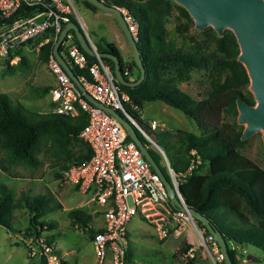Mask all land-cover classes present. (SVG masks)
<instances>
[{"label":"trees","instance_id":"1","mask_svg":"<svg viewBox=\"0 0 264 264\" xmlns=\"http://www.w3.org/2000/svg\"><path fill=\"white\" fill-rule=\"evenodd\" d=\"M72 1L84 9L98 10L85 0ZM102 1L109 6L125 9L137 22L135 42L144 77L134 87L119 85L120 88L140 109L145 101H162L181 112L196 128L197 133L177 130L175 136L173 134L178 145L177 152L164 153L174 171L187 167L188 150L194 149L198 155L197 168L179 185L186 206L206 217L210 226L221 234L232 264L239 263L233 256L230 243L240 247L250 245L264 251V170L239 151L243 142L239 140L241 126L235 122L234 99L241 96L252 103V97L250 93L244 95L241 92L246 88L248 79L242 65L236 61L238 48L232 33L224 30L219 38L210 27H206L213 34V47L209 49L190 40L188 32L192 21L182 7L170 0ZM43 10L45 7L40 4L27 5L21 2L9 16L0 17V28ZM173 12L175 21L173 34H170L165 24ZM67 21L76 23L71 14L67 15ZM67 33L81 49L73 32L69 30ZM175 36L181 40L179 43ZM30 42L40 43L39 56L45 62L55 40L52 30L47 29L26 43ZM94 46L96 51L110 52L117 56L121 72L124 68L128 71V75L124 76L126 80L133 68L139 73L132 60L125 62L121 59L112 43L103 40L102 44ZM58 52H61V46L58 47ZM84 55L88 63L95 60L86 53ZM13 56H17L18 61L14 65H8V60ZM101 60L112 71V62L106 58ZM24 65L25 59L19 52V47L9 51L5 58L8 72L23 68ZM70 67L76 76L89 79L85 69L71 64ZM194 70L207 73L208 86L200 99L191 97L177 87V83L187 80L189 73ZM137 77L138 74L132 81ZM53 85L46 84L38 92L47 93ZM86 122L87 116L80 110L73 116L56 114L52 112V108L46 112L29 111L20 102L11 101L5 93L0 92V148L5 152V162L10 165L22 163L30 167L36 166L37 154L43 147L57 166L53 175L61 181L64 169L89 158V148L78 137ZM149 153L158 164L160 155L151 151ZM0 166L4 168L3 165ZM20 207H24L27 212V223L22 230L12 226L13 212ZM59 207L58 203L50 205L43 194H21L15 198L11 189L0 182V226L8 231L19 232L24 238L38 236L44 229H50L52 225L41 217ZM68 215L73 218V224L83 226V217H90L80 208L70 209ZM196 224L207 233L199 222L196 221ZM93 232L94 230L90 231L89 237ZM50 238L51 236L45 237L48 243H51ZM190 246L185 241L180 243L179 253L183 255ZM124 261L125 264L130 261V252L126 247ZM192 261L190 258L187 263ZM38 264L45 263L40 260Z\"/></svg>","mask_w":264,"mask_h":264},{"label":"built area","instance_id":"2","mask_svg":"<svg viewBox=\"0 0 264 264\" xmlns=\"http://www.w3.org/2000/svg\"><path fill=\"white\" fill-rule=\"evenodd\" d=\"M21 2L27 5L40 4L45 10L16 19L0 28V59L7 58L9 51L23 46L47 29L52 30L53 39L56 40L62 24L68 22L67 15H73L81 26L72 0H0V17L9 16ZM118 9L128 31L136 40V20L125 9ZM60 46L59 54L67 63L69 61V65L87 71L89 79L77 76L84 91L100 104L116 112L128 122L137 135L139 133L145 137L159 152L164 169L162 173L181 206L176 208L169 204L159 176L128 137L124 126L116 117L84 99L52 53L49 54L46 65L55 81L48 90L52 112L73 116L80 110L87 116V122L80 129L78 137L89 148V158L64 169L61 172V182L74 186L78 193L86 196L88 204L100 208L102 225L95 229L90 237L94 255L92 264H104L105 260H108L109 264H125L126 226L133 216L149 223L159 240L169 234L178 238L190 228L196 246L205 248L213 264H224L216 242L209 233L203 232L197 226L179 191V185L185 177L197 168L196 151L188 150L187 167L174 171L161 148L147 135L163 124L154 119L148 120L145 125L142 124L138 120L141 109L132 103L128 94L120 88L108 65L99 57H94L95 60L88 63L84 52L77 47L70 34L64 36ZM121 74L123 77L128 75L127 69L124 68ZM143 143L148 150L144 141ZM23 245L29 258L42 260L45 264H62L60 256L42 233L25 238ZM196 246L191 245L184 255L192 256ZM230 249L238 263L246 262V249L234 243H230Z\"/></svg>","mask_w":264,"mask_h":264},{"label":"rangeland","instance_id":"3","mask_svg":"<svg viewBox=\"0 0 264 264\" xmlns=\"http://www.w3.org/2000/svg\"><path fill=\"white\" fill-rule=\"evenodd\" d=\"M73 2V1H72ZM74 8L80 20L88 27L95 28V34L90 33L91 40L96 44H102L103 40L112 43L123 61L132 60L130 46L119 27L112 26L109 22L115 20L110 12L97 10L95 15L86 13L81 7ZM174 15L169 16L165 26L173 34ZM92 24H90V23ZM192 42H199L209 49H212V31L206 28L203 32H198L192 27L188 32ZM203 34V36H202ZM204 35H206L204 37ZM179 43L181 40L175 36ZM40 43L30 42L19 47V52L25 59L23 68H17L8 72L5 67V59H0V92L5 93L11 101L20 102L27 110L36 112L50 111L52 104L49 101V94H40L38 90L46 84H51L53 78L47 68L46 61L43 62L39 56ZM13 58V57H12ZM11 58V59H12ZM13 58L8 60V65H14L18 60ZM138 73L132 69L128 80H132ZM208 86L207 73L204 71H191L189 78L177 83V87L191 97L200 99L204 96ZM241 92L247 95L246 88ZM138 120L146 124L148 120L154 119L163 124L150 133H147L155 143L161 148L163 154H174L177 152V143L174 140L177 130L197 133L194 124L188 120L181 112L166 105L162 101H145L142 103ZM148 147V150L158 155V151L138 133ZM239 151L248 157L257 166L264 170V149L260 146L258 133L251 138L243 140ZM37 154L38 163L34 167L25 164H8L5 162V152L0 148V182H4L12 191L13 197L17 198L21 194L37 195L43 194L48 198L49 204L58 203L59 208L53 209L41 217L45 222L52 225L50 229L43 230L45 237L51 236L54 248H57L67 264H72L74 260L78 264H89L93 258V248L90 242V231L102 225V218L96 205L90 204L95 210L90 215V221H86L85 229L73 227L70 223L72 217L68 215L70 209L80 208L86 196L76 193L71 185H64L58 180L53 172L57 169L52 156L44 151ZM165 155V154H164ZM157 164V163H156ZM159 168H162L161 159L158 160ZM204 171V170H203ZM87 199V198H86ZM63 208V209H61ZM12 226L22 230L27 223V212L24 207L14 210ZM57 222V225L55 224ZM88 228V229H87ZM126 233V245L129 249L130 261L126 264H188L187 260L192 258L190 264H213L203 246H196L192 232L187 231V240L195 244V251L192 256L182 255L178 248L185 239L180 236L174 238L171 234L159 240L154 234L153 227L137 216H133L128 222ZM22 237V238H21ZM24 237L18 232L8 231L0 226V264H37L38 259L29 258L23 245ZM186 242V241H185ZM245 249L248 256L245 263L239 264H264V251L250 245ZM104 264H109L105 260Z\"/></svg>","mask_w":264,"mask_h":264},{"label":"water","instance_id":"4","mask_svg":"<svg viewBox=\"0 0 264 264\" xmlns=\"http://www.w3.org/2000/svg\"><path fill=\"white\" fill-rule=\"evenodd\" d=\"M85 1L101 11L112 13L118 27L130 46L132 61L139 72L138 77L133 81L126 80L121 74L117 56L110 52L96 51L78 22H66L61 27L52 45L51 53L82 97L92 105L116 117L124 126L128 137L135 143L151 169L159 176L167 193L169 204L173 207L181 208L170 183L167 181L161 169L153 160L149 151L144 146L143 141L138 137L134 129L116 112L100 104L84 91L70 65L58 52V47L62 39L67 32L71 30L76 42L84 53L92 57L106 58L112 62L113 76L120 85L134 87L142 81L144 69L139 57L136 42L128 31L119 9L115 6L105 4L102 0ZM170 1L182 7L187 12L192 21V28L194 30L203 31L206 27H210L219 38L222 37L224 30H229L232 33L238 48L236 61L242 65L245 71L248 79L247 90L253 99L252 104H248L241 96H236L234 99L236 109L235 122L237 125L242 126L239 140L243 141L258 132L264 149V0ZM148 137L152 140L150 136ZM187 210L191 217L199 222L206 232L212 236L217 244L219 252L223 256L224 264H232L227 254L225 240L221 234L210 226L206 217L191 208Z\"/></svg>","mask_w":264,"mask_h":264},{"label":"crops","instance_id":"5","mask_svg":"<svg viewBox=\"0 0 264 264\" xmlns=\"http://www.w3.org/2000/svg\"><path fill=\"white\" fill-rule=\"evenodd\" d=\"M86 13H89L90 15L89 16H91V15H95L98 11L97 10H94V11H90V10H87V9H84L83 7H81ZM111 15H112V13H110ZM78 16V15H77ZM78 18H79V16H78ZM114 18V17H113ZM79 21H80V23H81V26H82V28H83V30L86 32V35H87V37H88V39H89V41L92 43V45L94 46V44H96V43H94L92 40H91V37H90V33H93V34H95L96 32H95V28H93V26H86L81 20H80V18H79ZM90 23V22H89ZM91 24V23H90ZM109 24H111L112 26H115V27H118V25H117V22H116V20H111L110 22H109ZM92 25V24H91ZM106 41V40H105ZM107 42V41H106ZM95 47V46H94ZM125 62H128L127 60H125ZM51 75V74H50ZM52 76V75H51ZM52 78H53V82L51 83V84H54V77L52 76ZM64 185H67V184H64ZM69 185V184H68ZM72 186V185H71ZM72 189L76 192V193H78L77 192V190H76V188L74 187V186H72ZM78 194H80V193H78ZM80 195H82V194H80ZM85 196V195H84ZM80 206L82 207V208H84V213L85 214H87V215H89L90 217L89 218H87V216H84L83 217V220H84V222L86 223V221H90L91 220V218H92V215H90L92 212H94L95 210H90L91 209V205L90 204H88L87 202H86V197H85V199L83 200V202L82 203H80ZM61 209H63V208H61ZM98 209H99V213L101 212L100 211V208L98 207ZM73 219V218H72ZM73 221V220H72ZM72 221H70V223H71V225L73 226V227H75L76 229H79V226H78V223H75V224H73L72 223ZM55 224L57 225V222L55 221ZM80 225V224H79ZM86 225V224H85ZM81 228H83V229H85L86 227L85 226H83V224H81V226H80ZM97 228H99V227H97ZM96 228V229H97ZM88 229V228H87ZM95 230V229H94ZM187 231H190V232H192V230L190 229V228H188L186 231H185V233L182 235V237L185 239V241L188 243V244H190V245H193V246H195V244H193L192 242H190V241H188L187 240ZM18 235L19 236H21V234L18 232ZM192 235H193V233H192ZM194 237V236H193ZM22 238V237H21ZM50 240V242H51V244H52V246H53V241H52V239L50 238L49 239ZM54 247V246H53ZM244 249H245V247H243ZM54 250H55V252L60 256V259L62 260V264H67L64 260H63V258H62V256H61V254H60V252H59V250L57 249V248H54ZM250 257L248 256V254H247V259H249ZM94 259V258H93ZM39 261L40 260H38L37 261V264L39 263ZM247 261V260H246ZM93 263V260L89 263V264H92ZM72 264H78L77 263V261L76 260H74V262L72 263Z\"/></svg>","mask_w":264,"mask_h":264},{"label":"flooded vegetation","instance_id":"6","mask_svg":"<svg viewBox=\"0 0 264 264\" xmlns=\"http://www.w3.org/2000/svg\"><path fill=\"white\" fill-rule=\"evenodd\" d=\"M246 89H247V86H246ZM249 92V91H248ZM251 95V94H250ZM252 97V96H251ZM247 102V101H246ZM248 103V102H247ZM252 103H253V99H252ZM252 103H248V104H252ZM241 129H242V126H241ZM258 133V132H257ZM254 134H256V133H254ZM253 134V135H254ZM252 135V136H253ZM258 135H259V133H258ZM252 136H250V137H248V138H251ZM247 139V138H246ZM259 139H260V135H259ZM242 142H244V141H242ZM260 146H262V144H261V139H260Z\"/></svg>","mask_w":264,"mask_h":264}]
</instances>
